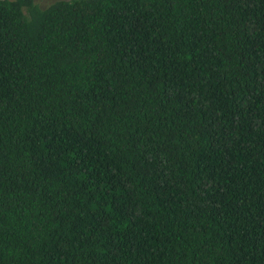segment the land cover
Masks as SVG:
<instances>
[{"label":"trees","instance_id":"trees-1","mask_svg":"<svg viewBox=\"0 0 264 264\" xmlns=\"http://www.w3.org/2000/svg\"><path fill=\"white\" fill-rule=\"evenodd\" d=\"M0 264H264V0H0Z\"/></svg>","mask_w":264,"mask_h":264},{"label":"rangeland","instance_id":"rangeland-1","mask_svg":"<svg viewBox=\"0 0 264 264\" xmlns=\"http://www.w3.org/2000/svg\"><path fill=\"white\" fill-rule=\"evenodd\" d=\"M59 1V0H37V3L42 7L46 8L53 4L54 2Z\"/></svg>","mask_w":264,"mask_h":264}]
</instances>
